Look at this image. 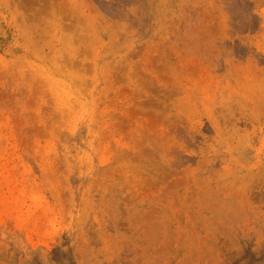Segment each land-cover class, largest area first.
I'll return each instance as SVG.
<instances>
[{"label": "rangeland", "instance_id": "rangeland-1", "mask_svg": "<svg viewBox=\"0 0 264 264\" xmlns=\"http://www.w3.org/2000/svg\"><path fill=\"white\" fill-rule=\"evenodd\" d=\"M0 264H264V0H0Z\"/></svg>", "mask_w": 264, "mask_h": 264}]
</instances>
